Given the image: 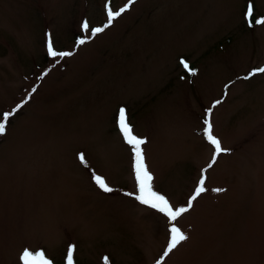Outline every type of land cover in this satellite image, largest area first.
<instances>
[{
	"label": "rangeland",
	"instance_id": "374dc122",
	"mask_svg": "<svg viewBox=\"0 0 264 264\" xmlns=\"http://www.w3.org/2000/svg\"><path fill=\"white\" fill-rule=\"evenodd\" d=\"M126 3L0 0V119L21 105L0 135V264L26 249L66 264L69 246L73 264H264V73L249 76L264 67V0H135L96 37L82 30ZM49 37L73 55L49 56ZM121 107L174 209L204 172L175 221L125 194ZM205 120L226 149L211 168ZM172 226L188 239L165 257Z\"/></svg>",
	"mask_w": 264,
	"mask_h": 264
},
{
	"label": "snow or ice",
	"instance_id": "6c2138e0",
	"mask_svg": "<svg viewBox=\"0 0 264 264\" xmlns=\"http://www.w3.org/2000/svg\"><path fill=\"white\" fill-rule=\"evenodd\" d=\"M134 3L135 0H127V3L118 10H113L111 7H109L106 4L105 6L106 14L108 18L107 22L102 27L90 28L89 22L85 21L81 25L82 30L85 32L90 31L91 32L90 38L96 37L99 33H102L105 29L110 27L113 21L116 20L118 17H120L123 13H125ZM252 16H253V6L249 4L246 12V18ZM254 22L256 24H264V19H256ZM85 43H86L85 39H79L77 41L78 46L83 45ZM47 49H48V55L54 58L55 57L63 58L73 55L72 52H62L55 50L53 41L50 37L48 39ZM180 63L183 66V68L186 71H188L190 74H195L194 70L190 69L188 63L185 60L181 59ZM256 72L264 73V67L255 69L253 72L249 73V76L255 75ZM247 78L248 77H245V79ZM35 90L36 89L34 88L33 91ZM216 103L218 104L220 103V101H216ZM20 107L21 105H17V108L13 109L12 112L3 113V117L2 119H0V135H3L5 133V122H7L9 120V117L12 116V114L16 112L17 109H19ZM210 111L211 110H209V112ZM117 124L125 142L128 145H130L132 148L133 160H134L133 169L137 184L136 194H132V193H125V194L134 195V198L142 205L150 207L164 214L165 216L168 217L169 221H175L177 217H179L182 213L187 212L188 208L192 206V201L195 200L197 196H199L201 193L205 191V187H204L205 177L203 170L201 173V178L195 189V193L192 197L189 198L188 207H181L174 209L164 195L154 190L153 176L145 164L144 153L141 147L143 144L146 143V141L143 138H139L133 134L132 126L128 121L126 110L123 107H121L119 110ZM204 134L207 141L214 147L212 162L208 166L209 168H211L212 164L216 162L217 156L220 155L222 152L226 151V149L222 148L221 141L213 135L212 125L208 120H205ZM79 159L81 160L82 164H85V166H87L83 154L79 155ZM93 181L102 191L106 193L113 191V189L108 185V183L103 177L93 174ZM214 191L219 192V191H223V189H214ZM186 239H188V237L179 228L172 226L170 228V239L168 242V246L164 251L163 255L165 257L168 256L169 253H171L182 241ZM73 251H74L73 246H69L66 257V264H73ZM161 259H163V257ZM105 260L107 261V258H105ZM21 261L22 264H52V261L47 259L43 252H36L35 254H33L27 249L21 254ZM157 264H159V261L157 262Z\"/></svg>",
	"mask_w": 264,
	"mask_h": 264
}]
</instances>
